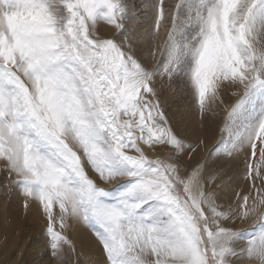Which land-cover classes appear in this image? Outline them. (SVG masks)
<instances>
[{"label":"snow or ice","instance_id":"6c2138e0","mask_svg":"<svg viewBox=\"0 0 264 264\" xmlns=\"http://www.w3.org/2000/svg\"><path fill=\"white\" fill-rule=\"evenodd\" d=\"M143 7L0 0L5 187L49 264H80L81 226L86 264H264V0Z\"/></svg>","mask_w":264,"mask_h":264},{"label":"bare ground","instance_id":"6f19581e","mask_svg":"<svg viewBox=\"0 0 264 264\" xmlns=\"http://www.w3.org/2000/svg\"><path fill=\"white\" fill-rule=\"evenodd\" d=\"M139 19L145 20V16L139 17ZM162 35L161 33L160 38H162ZM148 62H151L150 57H148ZM183 123L184 126L187 124L189 130L188 134L193 140H195L197 135H204L209 138V141L214 138L207 124L201 129L200 123L197 120L186 121L184 119ZM184 126H182V128ZM201 155L203 154L201 153ZM19 206L21 209L18 213L14 211L10 214L4 207V199H0V264H49L50 258L47 253L43 254V259H40L42 254L41 238H37V240L31 244L29 250H26L24 246L27 243V237L31 236L26 232L31 231L32 233L39 234V231L41 232L42 230L43 224L37 209L33 206L26 212L32 216L35 223V228L32 231L30 229L26 230L24 226L25 210L22 207L21 200H19ZM8 215L10 218H8ZM236 226L246 227L247 225L237 224ZM90 236H92L90 232L83 226L71 233V238L76 243L77 250L84 253L81 257L82 259L86 261H88L89 258L91 260L102 259L97 242L91 240Z\"/></svg>","mask_w":264,"mask_h":264},{"label":"rangeland","instance_id":"374dc122","mask_svg":"<svg viewBox=\"0 0 264 264\" xmlns=\"http://www.w3.org/2000/svg\"><path fill=\"white\" fill-rule=\"evenodd\" d=\"M167 2L173 3L174 0H167ZM128 3L130 5L131 4L137 5V10L140 12H144L146 10L143 6L147 4L150 5L152 3V0H128ZM140 17H143V15H141ZM98 27L102 35H104L105 37L110 35L111 30L109 26L101 24V25H98ZM164 98H167V106H168L169 112L170 113L176 112L175 118L177 120H181L180 112L183 111V107H184L183 102H180L175 96H173L172 91L170 89L165 90ZM184 119L186 121L189 120L187 116L183 117V120H182L183 122H184ZM183 122H181L180 124L181 128L182 126H184ZM151 154L149 153L150 156ZM2 198L4 199V207L8 213L10 212V214H12L14 211L17 213L19 212V210L21 209V207L19 206L20 198L14 192L10 191L8 188L5 187V176L3 174H0V199ZM8 218H10L9 215H8ZM24 222H25L24 226L26 227V230L30 229L33 231V229L35 228L34 220L32 216L30 214H27L25 211H24ZM26 233L27 234L29 233V235H31L30 237H27V243L24 245L26 250H29L31 247V244L35 242L37 238H40V231H39V234L32 233L31 231L26 232ZM90 239L93 241H96L93 236H90ZM99 251L101 253L100 248H99ZM80 264H86V260L80 258Z\"/></svg>","mask_w":264,"mask_h":264}]
</instances>
